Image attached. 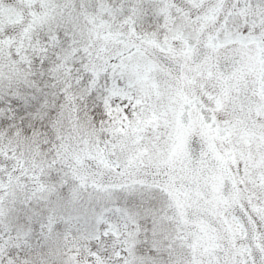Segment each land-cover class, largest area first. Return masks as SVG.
I'll list each match as a JSON object with an SVG mask.
<instances>
[{
	"label": "snow or ice",
	"instance_id": "snow-or-ice-1",
	"mask_svg": "<svg viewBox=\"0 0 264 264\" xmlns=\"http://www.w3.org/2000/svg\"><path fill=\"white\" fill-rule=\"evenodd\" d=\"M0 264H264V0H0Z\"/></svg>",
	"mask_w": 264,
	"mask_h": 264
}]
</instances>
